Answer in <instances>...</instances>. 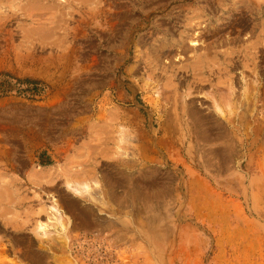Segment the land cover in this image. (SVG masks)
<instances>
[{
  "label": "rangeland",
  "instance_id": "rangeland-1",
  "mask_svg": "<svg viewBox=\"0 0 264 264\" xmlns=\"http://www.w3.org/2000/svg\"><path fill=\"white\" fill-rule=\"evenodd\" d=\"M0 264H264V0H0Z\"/></svg>",
  "mask_w": 264,
  "mask_h": 264
},
{
  "label": "trees",
  "instance_id": "trees-1",
  "mask_svg": "<svg viewBox=\"0 0 264 264\" xmlns=\"http://www.w3.org/2000/svg\"><path fill=\"white\" fill-rule=\"evenodd\" d=\"M9 75V74H7ZM10 77H12L10 75ZM18 82H21V83H31V84H34V85H39L41 82L39 80H33V79H30V78H25V79H20V78H15Z\"/></svg>",
  "mask_w": 264,
  "mask_h": 264
},
{
  "label": "bare ground",
  "instance_id": "bare-ground-1",
  "mask_svg": "<svg viewBox=\"0 0 264 264\" xmlns=\"http://www.w3.org/2000/svg\"><path fill=\"white\" fill-rule=\"evenodd\" d=\"M195 43V42H194ZM192 44H193V42H192ZM192 49V48H191ZM50 225V224H49ZM48 226V225H47ZM43 227V226H42ZM50 227H51V225H50Z\"/></svg>",
  "mask_w": 264,
  "mask_h": 264
}]
</instances>
